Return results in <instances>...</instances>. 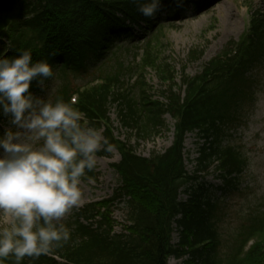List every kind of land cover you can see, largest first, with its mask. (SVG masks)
Here are the masks:
<instances>
[{"label": "trees", "instance_id": "obj_1", "mask_svg": "<svg viewBox=\"0 0 264 264\" xmlns=\"http://www.w3.org/2000/svg\"><path fill=\"white\" fill-rule=\"evenodd\" d=\"M186 1L161 0L160 6L177 13ZM138 9V0H0L1 54L18 56L30 50L33 63L52 64L53 76L37 77L30 90L57 79L58 100L69 102L78 93L74 107L83 113L82 126L84 121L92 128L104 126L106 147L121 153L120 162L113 164L119 186L112 198L71 208L68 219L56 224L70 231L69 240L54 242L51 254L26 256L20 264H168L170 257L185 256L182 264H264V210L249 212L221 252V203L215 191L199 180V172L208 174L217 161L222 178L218 189L223 195L232 193L248 165L247 156L234 142L233 130L257 84L253 71L264 63V6L255 12L239 42L229 43L201 73H184L180 84L169 63L156 56L163 27H152L158 22L157 11L149 18ZM135 26L140 29L137 34ZM142 33H147L143 67L157 70L166 86L161 95L165 102L147 93L144 79L127 92L120 90L133 72L130 59L123 55L137 48L140 39L134 38ZM131 38L127 46L118 45L119 39ZM112 107L119 124L139 139L161 133L167 128L165 115H171L175 121L172 144L149 157L138 155L130 139L124 142L113 134ZM8 116L0 108V122ZM4 132L0 126V136ZM189 133L204 138L192 174L183 154ZM85 173L96 177L93 169ZM183 187L189 196L180 202ZM116 201L124 203L130 222L123 232L114 231L110 207ZM173 221L179 227L176 245L171 243ZM253 238L254 245L245 252ZM0 264L17 261L10 254Z\"/></svg>", "mask_w": 264, "mask_h": 264}, {"label": "clouds", "instance_id": "obj_2", "mask_svg": "<svg viewBox=\"0 0 264 264\" xmlns=\"http://www.w3.org/2000/svg\"><path fill=\"white\" fill-rule=\"evenodd\" d=\"M138 2L149 18L161 4ZM53 73L49 62L33 63L30 50L0 56V108L11 114L15 128L24 130L9 128L0 136V212L13 220L0 229V261L11 254L20 264L26 256L47 253L54 242L69 240L70 231L54 221L80 205V177L96 166L95 154L107 143L100 129L82 126L75 98L53 103L34 96L33 81Z\"/></svg>", "mask_w": 264, "mask_h": 264}, {"label": "rangeland", "instance_id": "obj_3", "mask_svg": "<svg viewBox=\"0 0 264 264\" xmlns=\"http://www.w3.org/2000/svg\"><path fill=\"white\" fill-rule=\"evenodd\" d=\"M261 0H210L198 10H192L188 15H179V18L167 19L163 23V30L158 35L159 39L155 49L158 51L157 58L160 62L176 70L177 81L182 78V71L189 75L198 74L204 64L215 56L228 41H238L248 28L251 14L262 8ZM203 50L201 58L195 59L199 52ZM137 53L135 56L133 53ZM194 52L193 56L190 54ZM144 55L143 45L139 43L132 53H125L123 56L130 59L131 70L134 73L127 76L120 88L121 92H127L136 85L140 79H144L147 84V93L153 98L164 100L162 91L165 84L159 79V74L155 68L147 67L141 69L140 58ZM123 58V57H122ZM256 76V86L252 96L244 102L240 121L233 130L234 142L239 145L247 156L248 165L243 175L240 177L238 190L224 195L216 194L220 198L222 231V248L225 252V244L230 234H233L247 217L249 212L255 208L264 210V63L258 65L253 71ZM139 75L138 80L135 78ZM134 76V80L130 79ZM135 82V83H134ZM111 119L113 120L114 134L120 139H132L138 154L149 156L153 152H162L173 141V120L166 116L167 130L160 134H153L146 139L129 135L130 130L122 127L116 118V110L111 109ZM4 130L12 128L14 131L23 132L17 129L8 121L3 124ZM204 138L196 134H189L185 142L187 170L192 171L199 156V148L202 146ZM43 141L37 142V146ZM102 149V146H101ZM111 157H101L96 155L98 172L97 179L80 177V187L82 199L79 206L92 201L107 199L113 195L117 187L118 176L111 166L112 162L120 159L117 149L111 148ZM3 150L0 149V156ZM204 180L217 186L221 185V180L216 172L205 175ZM67 218L64 216L55 223ZM112 218L115 221L116 231H122L127 225L125 216V205L114 204L112 208ZM13 222L11 216H6L0 212V229L10 227ZM52 247L50 248V250ZM50 250L48 252H50ZM170 264H176L175 259H171Z\"/></svg>", "mask_w": 264, "mask_h": 264}]
</instances>
